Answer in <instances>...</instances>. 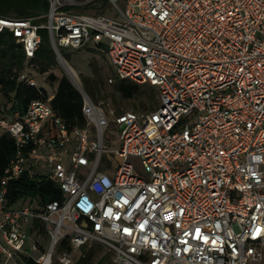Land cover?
<instances>
[{
  "label": "built area",
  "instance_id": "2783aa9c",
  "mask_svg": "<svg viewBox=\"0 0 264 264\" xmlns=\"http://www.w3.org/2000/svg\"><path fill=\"white\" fill-rule=\"evenodd\" d=\"M91 1L0 16V34L25 57L17 81L36 92L23 110L0 92V134L13 141L0 177V264H72L92 244L113 264H264V0H104L105 14L75 11ZM39 30L60 65L61 50L98 48L115 80L157 91L155 109L117 113L72 84L84 124L68 127L27 64ZM21 175L61 198L8 207Z\"/></svg>",
  "mask_w": 264,
  "mask_h": 264
},
{
  "label": "trees",
  "instance_id": "16d2710c",
  "mask_svg": "<svg viewBox=\"0 0 264 264\" xmlns=\"http://www.w3.org/2000/svg\"><path fill=\"white\" fill-rule=\"evenodd\" d=\"M86 1V0H84ZM96 3L97 6H96ZM87 7L82 8V12L89 15H102L107 12V5L104 0H94L90 2L89 12ZM84 10L86 12H84ZM47 11L46 0H0V16L10 19H22L27 17H35L44 14ZM40 44L33 56L27 64L34 70L37 75H45L49 69L56 66V58L50 46L48 35L45 30H39ZM64 60L69 62L70 54L67 51H60ZM25 57L20 45L15 43L14 38L8 32L0 34V92L3 97L5 106L9 105L11 109L23 110L27 104L36 98V92L33 88L26 87L17 81L18 73L24 68ZM91 71L96 76L92 80L81 81L85 93L94 101L98 102L102 98L101 80L97 76V67L90 63ZM51 83L56 82V90L52 99L49 101V106L52 110L65 121L68 127H80L84 124L81 113L82 101L77 90L65 78L57 77L50 73L46 76ZM141 87L150 88L153 90V99L157 98V91L147 84H136L129 80H114L112 89L122 101H130L138 96ZM115 99V97H113ZM117 103L114 100V104ZM156 106H151L148 111H152ZM117 113L125 112L115 107ZM13 153V141L7 134H0V177L3 168L8 164ZM8 207H20L25 202L36 201L42 205L51 201H56L61 198V193L58 189L52 186L51 183L44 178L33 177L28 178L26 175H21L17 179L12 180L8 184L6 194ZM40 208V207H35ZM31 234L36 238L45 240V233L37 221H33ZM65 247L62 242L58 251ZM103 248L92 244L89 248L82 247L79 251V256L72 264H92L94 257L99 250ZM110 255V263L112 257ZM17 264H35V262L24 255H15ZM107 257L103 256L95 264H104Z\"/></svg>",
  "mask_w": 264,
  "mask_h": 264
},
{
  "label": "rangeland",
  "instance_id": "374dc122",
  "mask_svg": "<svg viewBox=\"0 0 264 264\" xmlns=\"http://www.w3.org/2000/svg\"><path fill=\"white\" fill-rule=\"evenodd\" d=\"M102 1V0H99ZM98 3H96L97 6ZM89 4H87L85 7H87V10L89 12ZM84 10V12H86ZM76 12H82V7H77L75 9ZM92 11V10H91ZM108 16L110 17H114V13L111 9L108 10ZM44 20H39L38 23H43ZM70 54L69 57V62H67L66 60H64L70 67H72L74 69V71L77 74V77L79 79V83L81 85V87L83 88L82 82L81 81H87V80H92L94 79L96 76L94 75V73H92L91 71V66L90 63H93L94 65H96L97 67V76L100 78L102 86H101V90H102V98L99 99L98 102H102L104 103L107 107L111 108V109H115V107L121 109L122 111H136V112H146L148 111V109L151 106H156L158 101L157 98L155 97L153 99V90L152 89H148V88H144L141 87L139 92H138V96L130 101H122L117 95L116 93L113 91L112 89V83L114 82V73L111 69L110 63L108 62L106 56L104 55V53H101V51L98 48H95L93 46H89L87 48H83L80 49L78 51H67ZM50 73H53L57 79L61 78V77H65L70 83V79L67 76V74L65 73V71L62 68V65H60L58 62L56 63V66H54L53 68L49 69L48 72L45 75H37L36 74V80L39 83L40 86H42V88L45 90L47 95H51L54 94L55 90H56V82H49L46 78V76ZM111 78L112 82H108V79ZM72 84V83H71ZM113 97H115V99H113ZM114 100L117 102L114 104ZM112 147L114 149L118 148L117 144L112 145ZM129 162L131 164L134 165L135 167V174L140 177V178H144L145 174L143 173V171L141 170V168L139 167V161L138 159L135 158H129L128 159ZM63 164L65 165V162H63ZM40 174H44V170H42L40 172ZM79 252L75 253L73 255V260L72 263H74V260H76L79 256ZM109 252L106 251L105 249L99 250L96 254V256L94 257L93 263L95 264L97 262V260H99L101 257L105 256L107 257L109 260H107L104 264H109L110 263V255H108Z\"/></svg>",
  "mask_w": 264,
  "mask_h": 264
},
{
  "label": "bare ground",
  "instance_id": "6f19581e",
  "mask_svg": "<svg viewBox=\"0 0 264 264\" xmlns=\"http://www.w3.org/2000/svg\"><path fill=\"white\" fill-rule=\"evenodd\" d=\"M61 65H62L63 70L69 77L71 83L77 87H80L79 79L74 69L70 67L65 61H61Z\"/></svg>",
  "mask_w": 264,
  "mask_h": 264
},
{
  "label": "crops",
  "instance_id": "0c3cea01",
  "mask_svg": "<svg viewBox=\"0 0 264 264\" xmlns=\"http://www.w3.org/2000/svg\"><path fill=\"white\" fill-rule=\"evenodd\" d=\"M53 96V94H51Z\"/></svg>",
  "mask_w": 264,
  "mask_h": 264
}]
</instances>
